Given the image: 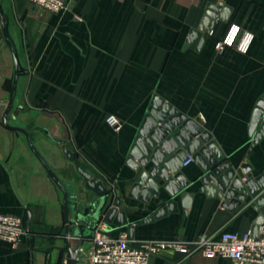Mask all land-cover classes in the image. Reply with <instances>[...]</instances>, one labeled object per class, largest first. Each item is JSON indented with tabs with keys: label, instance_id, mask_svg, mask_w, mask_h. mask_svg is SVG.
<instances>
[{
	"label": "crops",
	"instance_id": "obj_1",
	"mask_svg": "<svg viewBox=\"0 0 264 264\" xmlns=\"http://www.w3.org/2000/svg\"><path fill=\"white\" fill-rule=\"evenodd\" d=\"M12 1L20 40L14 48L22 70L7 121L28 129L70 194L86 196L70 203L86 214L90 228L98 222L89 216L94 195L83 188L84 179L64 158L63 146L75 152L81 165L113 197H120L118 209L127 224L109 226L113 234L126 232L132 243L250 231L257 211L247 201L230 211L221 205L222 199L199 192L203 172L192 159L177 170L189 181L183 190L194 194L190 206L184 208L176 196L175 212L142 222L169 196L162 190L148 202L130 197L140 172L152 163L133 169L126 159L156 95L198 122L239 175L243 162L252 165L253 175L264 170V135L253 144L248 132L253 108L264 93V0H70L58 13L36 10L27 0ZM220 2L232 8L227 20H216L200 46L202 33L186 43L206 5ZM231 24L254 34L247 53L215 47ZM11 39L13 44L12 34ZM11 66L13 77L12 59ZM0 76L3 89L7 77ZM21 112L31 121L25 123ZM108 114L121 121L119 130L105 122ZM42 128L62 143L51 140ZM67 165L81 178L80 187L63 177ZM155 180L162 182L159 176ZM0 213L21 215L27 231L16 245L0 239V264H66L62 194L30 151L25 136L1 121ZM90 241L83 238L82 246L87 248ZM75 264L91 263L78 254ZM148 264L237 263L165 250L152 255Z\"/></svg>",
	"mask_w": 264,
	"mask_h": 264
},
{
	"label": "water",
	"instance_id": "obj_2",
	"mask_svg": "<svg viewBox=\"0 0 264 264\" xmlns=\"http://www.w3.org/2000/svg\"><path fill=\"white\" fill-rule=\"evenodd\" d=\"M231 10L230 6L221 2L218 4L208 3L199 25L196 29L190 30L186 43H191L202 33L198 43V46H200L210 33L215 21H226ZM0 29L3 40L9 49L13 65L12 82L0 121L7 128L19 131L25 136L30 151L60 190L63 203L66 264H75L79 248L82 245V239L91 238L92 228H90L86 214L78 212L75 203H70V200L84 201L86 196L81 193L70 194L68 184H65L59 178L46 158L37 149L30 138L28 129L8 123L7 117L13 106L20 67L16 50L8 35L1 3ZM262 119H264V93L256 101L248 126L253 144L257 143L264 135V121ZM42 129L51 140L62 143V141L53 138L48 129ZM169 133L173 134L169 135ZM156 144H158L157 147ZM178 145L182 148H177ZM172 151H174L173 154L166 155ZM61 153L67 161L73 164L79 176L84 179L83 188L94 195V198L89 201L92 208V213L89 216L97 221L102 219L104 222L113 224L116 227L126 225V217L118 209L120 197H113L110 189L101 180H96L81 165L73 150L63 146ZM149 154L150 158L148 159ZM189 158L194 160L203 172L198 178L201 182L198 186L199 192H203L208 198L217 197L222 199L221 205L230 211L246 201L257 211V216L250 229V234L255 236L264 215V170L257 175H253L252 165L249 162H243L239 165L240 176L217 147L214 140L211 139V135L204 131L198 122L187 118L156 95L151 100L148 113L138 129V135L134 139L129 156L126 159V163L133 169H137L139 165H146L148 161H151L152 165L146 171L142 170L140 172L137 181L133 183L129 191V196L148 202L151 197H159L161 191L164 190L169 198L165 201L160 200V206L142 222L158 219L168 212H175L177 210L174 200L176 196L180 197L181 205L184 208L190 206L194 194L183 190L189 185V181L181 172H177L183 162H186ZM156 176H159L162 182L155 180ZM249 195L252 196L248 198ZM83 224L84 227L81 226ZM128 235L129 237L132 235L131 225L128 227ZM71 240L75 241L74 245Z\"/></svg>",
	"mask_w": 264,
	"mask_h": 264
},
{
	"label": "built area",
	"instance_id": "obj_3",
	"mask_svg": "<svg viewBox=\"0 0 264 264\" xmlns=\"http://www.w3.org/2000/svg\"><path fill=\"white\" fill-rule=\"evenodd\" d=\"M30 6L44 13H58L66 9L70 0H27ZM211 31V30H210ZM254 34L241 30L236 24H231L224 35L215 43L218 50L224 47H234L240 53H247ZM105 122L114 130H119L121 121L108 114ZM190 158L183 162L186 164ZM27 233L24 218L21 215L0 213V239L16 245ZM165 250H171L182 255L193 253L207 258H228L237 264H264V215L258 225L257 234L222 231L216 237L199 235L193 240H143L132 243L126 232L113 234L111 227L103 220L92 226V236L87 248L82 245L79 253L91 264H148L149 258Z\"/></svg>",
	"mask_w": 264,
	"mask_h": 264
},
{
	"label": "rangeland",
	"instance_id": "obj_4",
	"mask_svg": "<svg viewBox=\"0 0 264 264\" xmlns=\"http://www.w3.org/2000/svg\"><path fill=\"white\" fill-rule=\"evenodd\" d=\"M12 2H13L12 0H0L1 6L3 8V12L6 14L7 25L11 31V34L13 35V37L15 39V40H13L14 41L13 46H14V45H18L20 40H19V27L17 26L18 19L16 16V12L14 11V9L12 7ZM21 57H22V62L26 64L27 63V57L23 54ZM0 64H1L0 65L1 75L7 77V79L4 83L3 89L0 87V116H1L2 111H3V109L7 103L9 88H10L11 82H12L11 81V78H12L11 57L9 54L8 47L6 46V44L3 40L1 29H0ZM2 78L3 77L0 76V80ZM20 118H22V120H24L25 123L29 120L31 121V119L27 116L26 113L21 112ZM22 120L19 119L20 122ZM8 122H9V124L12 123L10 121H8ZM64 171H65V173H63V177L65 179H67V181L75 182V183H77V186H79V187L82 185V182L80 180L81 178L77 175V173L75 172V170L71 166L66 167L64 169Z\"/></svg>",
	"mask_w": 264,
	"mask_h": 264
},
{
	"label": "trees",
	"instance_id": "obj_5",
	"mask_svg": "<svg viewBox=\"0 0 264 264\" xmlns=\"http://www.w3.org/2000/svg\"><path fill=\"white\" fill-rule=\"evenodd\" d=\"M3 9V8H2ZM4 13V12H3ZM4 18H5V21H6V25H7V19H6V14L4 13ZM7 30H8V35H9V38H10V40H11V42H12V39H11V31H10V29H9V27H8V25H7ZM19 67H20V70H22V66H21V64L19 63Z\"/></svg>",
	"mask_w": 264,
	"mask_h": 264
}]
</instances>
